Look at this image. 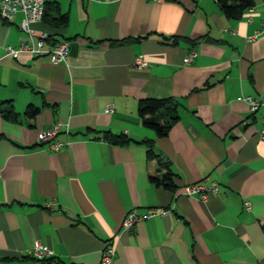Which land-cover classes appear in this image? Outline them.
Returning <instances> with one entry per match:
<instances>
[{"label": "crops", "instance_id": "0c3cea01", "mask_svg": "<svg viewBox=\"0 0 264 264\" xmlns=\"http://www.w3.org/2000/svg\"><path fill=\"white\" fill-rule=\"evenodd\" d=\"M21 18L0 16V264H100L109 244L111 264H264V107L252 115L237 100L264 98V0L240 18L218 0H46L32 26L69 41L61 63L6 52L23 38ZM145 98L177 103L166 135L142 123ZM54 123L67 142L56 151L37 140ZM144 140L174 190L151 181L167 169ZM204 180L218 192L183 193ZM132 209L153 214L123 230ZM35 241L50 255L31 254Z\"/></svg>", "mask_w": 264, "mask_h": 264}, {"label": "built area", "instance_id": "2783aa9c", "mask_svg": "<svg viewBox=\"0 0 264 264\" xmlns=\"http://www.w3.org/2000/svg\"><path fill=\"white\" fill-rule=\"evenodd\" d=\"M46 0H0V16L4 20H10L13 16L21 12L22 18L20 21V29L23 33V38L19 42L17 47L6 45V52L14 58L20 55L27 54L32 57L46 56L52 63L63 62L69 53L70 43L67 40H59L51 42L48 40L49 36L42 30L35 29L32 24L39 22L43 19L45 12ZM251 10V8H250ZM264 32V26L261 29ZM196 56L194 50H190L185 61L191 62ZM148 61L142 56L136 57L134 65L136 67L146 66ZM237 100L245 101L250 109L252 115H256L261 107H264V98H257L253 95L240 94L237 96ZM113 111V105L108 104L106 112ZM60 124L54 123L51 127L41 130L37 134V140L40 144L46 145V149L56 151L67 142H64L57 138V134L60 131ZM258 137L264 141V115L258 116ZM219 190V183L217 180H204L200 182H194L186 184L183 187V193L186 195H199L201 199L207 198L210 194H215ZM250 201H244L245 209H250ZM153 213L146 215H139L133 209L128 211L122 221V229L129 230L140 220L152 216ZM38 259H44L50 255L48 251L39 241H35L30 249ZM116 255L114 245H107L103 251L100 260V264H111Z\"/></svg>", "mask_w": 264, "mask_h": 264}, {"label": "trees", "instance_id": "16d2710c", "mask_svg": "<svg viewBox=\"0 0 264 264\" xmlns=\"http://www.w3.org/2000/svg\"><path fill=\"white\" fill-rule=\"evenodd\" d=\"M219 5L225 14V16L230 18H240L243 16L247 8L252 6L253 0H218ZM46 14V2H45V12L43 19ZM42 19V20H43ZM60 22L66 21V15L60 14L58 17ZM48 40L51 42H56L53 39L52 34H48ZM123 42V41H121ZM38 109L32 106H28L25 113L27 115H35ZM2 114L7 119H16V113L11 109H3ZM138 115L144 125L155 130L157 136H164L167 134L169 128L178 119L177 114V103L171 98H145L139 101L138 104ZM104 138L116 144H127L130 139L125 135H113L109 132L103 133ZM147 144V156L149 158H156L158 163L167 169L160 177L151 176V181L156 185H162L164 188L169 190L175 189L173 173L169 169L168 161L162 156V154L156 150L153 141L144 140Z\"/></svg>", "mask_w": 264, "mask_h": 264}]
</instances>
